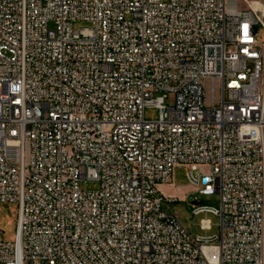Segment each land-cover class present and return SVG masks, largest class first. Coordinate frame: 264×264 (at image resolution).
I'll use <instances>...</instances> for the list:
<instances>
[{
  "label": "built area",
  "instance_id": "2783aa9c",
  "mask_svg": "<svg viewBox=\"0 0 264 264\" xmlns=\"http://www.w3.org/2000/svg\"><path fill=\"white\" fill-rule=\"evenodd\" d=\"M259 29L264 0H0V264H264ZM178 165L218 233L160 191Z\"/></svg>",
  "mask_w": 264,
  "mask_h": 264
},
{
  "label": "rangeland",
  "instance_id": "374dc122",
  "mask_svg": "<svg viewBox=\"0 0 264 264\" xmlns=\"http://www.w3.org/2000/svg\"><path fill=\"white\" fill-rule=\"evenodd\" d=\"M167 2L168 0H163ZM87 26L86 22H75L74 28L79 29ZM258 39L260 42L264 40V30L259 29ZM146 119H157L159 110L155 107L146 108L144 111ZM29 159V148L26 150V161ZM190 168L185 165L174 167L170 184H162L160 191L169 197L178 198L179 201L174 202L171 207L181 223L186 226L193 235L211 236L219 231V219L211 213H202L194 215L191 212V200L196 199L198 204L203 206H211L218 208L219 199L212 196L201 195L197 188L189 184L187 173ZM81 188L85 191H94L100 189V182L96 180L81 181ZM18 204L16 203H0V240L13 241L17 229ZM209 220L212 229L204 231L201 229L202 220Z\"/></svg>",
  "mask_w": 264,
  "mask_h": 264
}]
</instances>
